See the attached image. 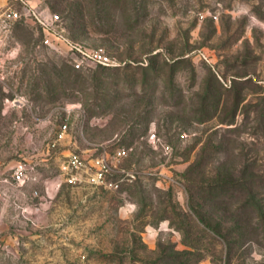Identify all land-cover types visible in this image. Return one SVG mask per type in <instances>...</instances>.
Instances as JSON below:
<instances>
[{"label":"rangeland","instance_id":"1","mask_svg":"<svg viewBox=\"0 0 264 264\" xmlns=\"http://www.w3.org/2000/svg\"><path fill=\"white\" fill-rule=\"evenodd\" d=\"M41 8L124 64L77 69L34 21L12 26L0 62V264H264V0ZM118 148L130 149L115 162L118 189L60 175L70 152ZM20 162L37 181L16 183Z\"/></svg>","mask_w":264,"mask_h":264},{"label":"built area","instance_id":"2","mask_svg":"<svg viewBox=\"0 0 264 264\" xmlns=\"http://www.w3.org/2000/svg\"><path fill=\"white\" fill-rule=\"evenodd\" d=\"M42 0H0V62L8 44L9 33L16 22L32 20L44 31L47 39H52L64 45L71 54L72 65L81 69L87 64L103 66H121L116 57L110 55L104 47L92 48L70 38L65 31L62 17L58 13L44 14ZM50 37V38H49ZM13 104L25 105V99L18 96L12 100ZM68 124L64 123L58 133L57 140L62 139L67 132ZM56 144V143H55ZM128 148H118L113 154L108 152L96 156H89L81 152H70L65 155L60 164V175L73 184H91L106 189H118L125 177L116 178L115 174L121 172L117 169L116 161L127 157ZM32 166L20 162L15 165L12 177L20 186L29 181H37L38 175L32 171ZM126 177H135L128 171Z\"/></svg>","mask_w":264,"mask_h":264},{"label":"trees","instance_id":"3","mask_svg":"<svg viewBox=\"0 0 264 264\" xmlns=\"http://www.w3.org/2000/svg\"><path fill=\"white\" fill-rule=\"evenodd\" d=\"M222 184H224V183H221V182L213 183V184H211V185L209 186V190H211V191H215L216 189H219V188L222 186ZM195 213H196L198 219L200 220V222L204 225V227H205L206 229H208L209 231H212V232L215 233L216 235H219V236H221L224 240H226L225 237H224V234H222L221 231H220L221 224L218 223V224H216V225H212L210 222L206 221V219L204 218V216H202V214H200V213L197 212V211H196ZM226 243H227V245L229 246V243H228V242H226ZM229 248H230V247H229ZM176 251H177V250H176ZM177 252H179V251H177ZM192 252H193V251H191V250H184V251H182L180 254H182V255H186V257L189 258V256L194 255Z\"/></svg>","mask_w":264,"mask_h":264}]
</instances>
